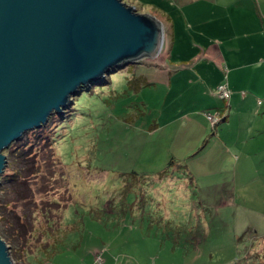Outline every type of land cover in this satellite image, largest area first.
Returning <instances> with one entry per match:
<instances>
[{
	"label": "rangeland",
	"instance_id": "374dc122",
	"mask_svg": "<svg viewBox=\"0 0 264 264\" xmlns=\"http://www.w3.org/2000/svg\"><path fill=\"white\" fill-rule=\"evenodd\" d=\"M122 1L161 23L162 50L153 60L123 66L102 84L86 87L61 115L4 151L0 238L13 263L160 264L161 253L166 256L161 261L176 264L185 253L203 256L201 264L216 251H243L247 239L258 246L252 260L264 264V239L246 230L235 208L222 205L230 176L218 173L219 153L206 147L215 126L199 115L212 105L198 88L207 70L188 67L199 58L192 46L219 35L213 31L221 26V6L206 11L209 4L202 2ZM164 8L176 24L172 47L160 11ZM233 28L239 37L242 30ZM168 53L171 60L165 64ZM133 74L151 84L136 91L130 83ZM195 121L207 128L204 138L191 129ZM170 153L179 157V165L169 167ZM17 182L24 185H17L15 195Z\"/></svg>",
	"mask_w": 264,
	"mask_h": 264
},
{
	"label": "water",
	"instance_id": "95a60500",
	"mask_svg": "<svg viewBox=\"0 0 264 264\" xmlns=\"http://www.w3.org/2000/svg\"><path fill=\"white\" fill-rule=\"evenodd\" d=\"M163 44L161 23L122 0H0V178L24 134ZM0 264H14L1 238Z\"/></svg>",
	"mask_w": 264,
	"mask_h": 264
},
{
	"label": "crops",
	"instance_id": "0c3cea01",
	"mask_svg": "<svg viewBox=\"0 0 264 264\" xmlns=\"http://www.w3.org/2000/svg\"><path fill=\"white\" fill-rule=\"evenodd\" d=\"M175 2L195 4L202 2L209 4L206 11H212L220 6L223 11L221 26L213 31L219 35L215 39L202 38V43L192 46L191 49L198 50L199 58H195V64L188 67L192 70H196L197 67L207 70L198 87L207 94L206 96L201 93L200 96L206 97L212 104L199 112L203 123H207L204 115L211 114V110L216 111L213 115L224 114L222 120L213 127V138L206 145L208 148H215L219 153L216 159L218 173H226L230 176L226 199L222 205L224 209L235 208L241 220L245 221L244 226L248 227L246 230H253L259 240L264 239V0H220V2L219 0H175ZM160 11L164 20H167L168 45L172 47L176 24L166 8ZM233 26H239L242 30L239 31V37L234 36L236 29ZM203 33L209 32L203 30L201 34ZM220 35L227 37L220 41ZM224 43L227 48L222 47ZM224 50H227V53H237L240 58L236 60L229 58ZM250 55H253V59ZM167 57L165 64L171 60L169 53ZM243 58L246 60H242ZM223 64L227 69L225 78ZM137 76H143L146 86L151 84L144 75ZM169 77L170 75H166L165 79L169 80ZM211 80H213L212 85L209 84ZM220 84H225L230 91L229 100L226 102L221 100L223 102L221 105L220 99L215 94ZM206 89H211V92ZM253 105L258 106L254 111H252ZM190 116H188L189 120H196ZM191 127L198 130L199 137L204 138L207 135V128H202L196 121ZM205 154L210 155L208 150ZM178 158L174 153H170L169 161L179 165L181 160ZM174 164L172 167L175 166ZM209 167L208 165L207 168ZM214 169L211 171L216 173ZM231 179H233L232 184ZM244 243L243 251L228 254H220L216 251L206 255V261L201 264H258V259L251 258L252 252H258L255 250L258 246L247 239H244ZM170 252L174 253L176 250L172 249ZM160 254L157 256L160 258V264H173L161 261L166 256ZM150 257L153 259L155 256ZM202 257L196 254L188 256L184 253L183 260L179 259L176 264H196ZM259 259H262L261 256ZM105 263L106 261L102 264ZM123 264L130 263L126 260ZM154 264H157L156 260Z\"/></svg>",
	"mask_w": 264,
	"mask_h": 264
},
{
	"label": "trees",
	"instance_id": "16d2710c",
	"mask_svg": "<svg viewBox=\"0 0 264 264\" xmlns=\"http://www.w3.org/2000/svg\"><path fill=\"white\" fill-rule=\"evenodd\" d=\"M118 70V69H117ZM117 70H115V71H113L111 74H113V73H115V72H117ZM110 75V74H109ZM132 79H131V81H130V83L133 85V87H134V89L136 90V91H138V90H140L144 85L146 86V83H145V81H144V78H143V76H137V74H133L132 76ZM142 82H144V84L142 85ZM103 83V79L102 80H100V81H98L96 84H92V85H90L89 87H91V86H95V85H100V84H102ZM83 92V91H82ZM80 94V93H79ZM78 94V95H79ZM57 116V115H56ZM16 148V147H15ZM14 150V149H13ZM173 161H169V163H168V165H169V167H172L173 166ZM18 184H21V185H24L23 184V182H21V183H19V182H17V184H16V189L14 190V193H15V195L18 193V191H19V188L17 189V185ZM1 194V193H0Z\"/></svg>",
	"mask_w": 264,
	"mask_h": 264
},
{
	"label": "built area",
	"instance_id": "2783aa9c",
	"mask_svg": "<svg viewBox=\"0 0 264 264\" xmlns=\"http://www.w3.org/2000/svg\"><path fill=\"white\" fill-rule=\"evenodd\" d=\"M215 93L216 94H219L221 97V99H228L230 97V92L229 90L227 89L226 85L225 84H220L216 90H215ZM205 118L207 119L208 122L211 123V126H215L218 122H219V119L216 118V115H211L209 113H206L205 114Z\"/></svg>",
	"mask_w": 264,
	"mask_h": 264
}]
</instances>
